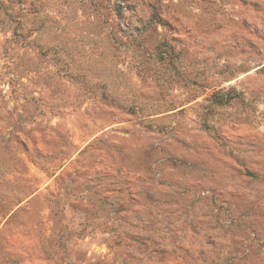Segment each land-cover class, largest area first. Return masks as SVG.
I'll list each match as a JSON object with an SVG mask.
<instances>
[{"label":"rangeland","instance_id":"rangeland-1","mask_svg":"<svg viewBox=\"0 0 264 264\" xmlns=\"http://www.w3.org/2000/svg\"><path fill=\"white\" fill-rule=\"evenodd\" d=\"M0 264H264V0H0Z\"/></svg>","mask_w":264,"mask_h":264}]
</instances>
